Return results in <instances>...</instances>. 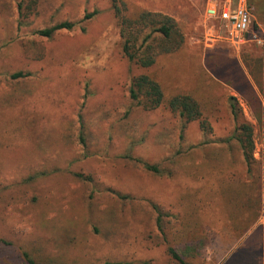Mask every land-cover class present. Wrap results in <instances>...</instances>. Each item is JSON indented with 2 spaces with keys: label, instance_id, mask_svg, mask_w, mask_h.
I'll return each instance as SVG.
<instances>
[{
  "label": "rangeland",
  "instance_id": "1",
  "mask_svg": "<svg viewBox=\"0 0 264 264\" xmlns=\"http://www.w3.org/2000/svg\"><path fill=\"white\" fill-rule=\"evenodd\" d=\"M22 1L0 0V240L34 264H173L175 230L188 225L190 245L178 252L193 264H264V17L249 7L251 29L237 36L207 10L246 0L179 1L168 12L148 0H40L26 18ZM115 5L127 18L171 16L186 46L149 69L129 62ZM63 22L74 29L35 33ZM142 74L167 95L196 97L213 134L193 123L182 139L180 118L141 110L129 89ZM233 103L254 129L250 165L231 139ZM233 177L248 183L244 203L230 200L234 220L222 195L225 184L239 187Z\"/></svg>",
  "mask_w": 264,
  "mask_h": 264
},
{
  "label": "trees",
  "instance_id": "2",
  "mask_svg": "<svg viewBox=\"0 0 264 264\" xmlns=\"http://www.w3.org/2000/svg\"><path fill=\"white\" fill-rule=\"evenodd\" d=\"M114 1L116 3V0ZM39 4L40 0H23L18 5L20 15L23 18L29 17L30 14L35 15V13L39 12ZM246 4L248 8L254 7L256 9L255 15L258 19H262L264 17V0H246ZM115 12L120 25L123 55L129 62L141 68H152L156 65L159 57L164 55H177L182 51L183 47L186 46V39L179 24L174 18L167 14L143 10L134 18H127L123 14L124 12L117 5H115ZM97 14L98 12L88 14L86 19H91ZM74 27L75 24L71 22H63L38 30L35 33L41 38L52 39L58 32L71 31ZM147 31L149 32L147 33ZM21 77H23V74L18 73L13 75L12 79H18ZM129 93L132 102L144 112H156L165 108L175 117L180 118L183 122V132L181 134L182 139L184 130L187 129L188 125L193 123L199 124L204 132H208L211 135L213 134V127L207 120L205 108L202 103L190 93L167 95L162 82H160L156 77L148 74L133 77ZM250 94L251 97L244 96V98L247 100V103L251 107L258 122H261L263 112L261 102L251 89ZM230 100L236 103V98L230 97ZM235 103L231 105V112L235 122L234 132L231 139L237 141L244 161L250 165L252 161H254V129L250 123L240 121ZM145 168L148 171L157 174L160 173V170L157 167L150 166L149 164H145ZM38 175L39 174L29 176L28 180H33ZM232 181L236 183V186L239 185L234 177ZM247 184H243V187L240 185L239 187H235L231 184L223 185L222 195H224L226 202L233 211L231 213V218L233 220L236 217V206H231L230 200H234L237 196H239L241 203H244L246 200L244 189ZM248 199L250 200V198ZM249 200L248 202L250 204L254 203L256 208L260 205L259 196H257V200L255 199L253 203ZM197 221L198 220H196L195 223ZM244 221L246 222V220ZM198 225L199 222L195 224V226ZM188 229L189 226L186 225L184 229L179 230L178 228L175 230L177 248L175 246L169 249V254L172 258L173 264H193L190 257L178 252V248L184 249L190 245L188 236L191 231ZM14 252L16 253V250L13 248L12 244L8 243L6 240H0V264H20L21 262L23 263V257L26 258L29 264H34L32 260L28 259L27 254H24L25 256L22 257V255L19 254L16 256ZM105 264L112 263L107 262Z\"/></svg>",
  "mask_w": 264,
  "mask_h": 264
},
{
  "label": "built area",
  "instance_id": "3",
  "mask_svg": "<svg viewBox=\"0 0 264 264\" xmlns=\"http://www.w3.org/2000/svg\"><path fill=\"white\" fill-rule=\"evenodd\" d=\"M207 16L212 20L219 21L223 29L231 35L242 36L249 32L252 26L251 11L244 1L239 6L212 5L207 10Z\"/></svg>",
  "mask_w": 264,
  "mask_h": 264
},
{
  "label": "crops",
  "instance_id": "4",
  "mask_svg": "<svg viewBox=\"0 0 264 264\" xmlns=\"http://www.w3.org/2000/svg\"><path fill=\"white\" fill-rule=\"evenodd\" d=\"M180 1V2H179ZM177 2H179L180 6H189V4L194 5L195 0H148V3L150 5H153V8L157 7V9H160V11H164V5H166V10L165 11H169V7H171L172 5L174 6H178ZM149 6L148 4H146L145 2V6Z\"/></svg>",
  "mask_w": 264,
  "mask_h": 264
}]
</instances>
